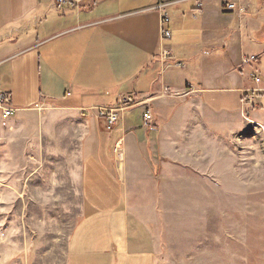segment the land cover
Wrapping results in <instances>:
<instances>
[{
	"label": "crops",
	"instance_id": "obj_1",
	"mask_svg": "<svg viewBox=\"0 0 264 264\" xmlns=\"http://www.w3.org/2000/svg\"><path fill=\"white\" fill-rule=\"evenodd\" d=\"M62 1L0 0V93L18 110L9 121L40 106L81 114L125 98L143 102L112 132L96 112L85 118L94 127L80 171L85 211L67 261L156 264L159 243L136 200L168 197L202 159L211 166L221 129L240 134L250 123L264 131V92L255 107L243 104L245 90L264 89L252 79L264 77V0H72L59 8ZM225 2L238 9L226 11ZM160 5L171 19V60L186 64L180 75L163 73Z\"/></svg>",
	"mask_w": 264,
	"mask_h": 264
},
{
	"label": "rangeland",
	"instance_id": "obj_2",
	"mask_svg": "<svg viewBox=\"0 0 264 264\" xmlns=\"http://www.w3.org/2000/svg\"><path fill=\"white\" fill-rule=\"evenodd\" d=\"M51 14L47 28L59 16ZM81 114L40 106L0 133V264H68L94 131ZM221 131L211 166L202 159L168 197L136 200L159 243L156 264H264V131L250 123L240 134Z\"/></svg>",
	"mask_w": 264,
	"mask_h": 264
},
{
	"label": "built area",
	"instance_id": "obj_3",
	"mask_svg": "<svg viewBox=\"0 0 264 264\" xmlns=\"http://www.w3.org/2000/svg\"><path fill=\"white\" fill-rule=\"evenodd\" d=\"M72 0L69 1H62L58 3L59 8L69 3ZM202 2L203 0H198ZM167 5H160L157 9L160 12V36H161V51H160V62L162 64L163 73L167 71L168 69H185L186 64L179 63V62H172V51L170 46H168L166 43L172 39V33L169 29V25L171 22L170 16L167 12ZM202 7V4H198V9ZM224 9L228 12H234L236 11L237 5L231 2H225L223 5ZM240 12H243V10H240ZM244 13V12H243ZM256 57H246L243 59V64L248 65L251 62L255 61ZM252 79L257 85L264 84V77L262 76H256L255 74L252 75ZM264 92V89H248L244 91V97H243V104L247 108H253L256 106V95L257 93ZM143 102H139L134 100L133 98H125L116 106L109 107V108H92V109H86L82 111V116L84 118H87L91 113L96 112L99 119L103 120L106 124V130L111 132L113 131L118 124L122 121V119L125 116V113L135 107L143 106ZM18 110H16L13 106H11L10 101V95L7 93H0V131L4 128V124L15 117ZM153 121V113L151 111V108H146L144 113V122L145 125L148 126ZM114 154L117 156H120L122 154V149L120 146H116L114 149Z\"/></svg>",
	"mask_w": 264,
	"mask_h": 264
}]
</instances>
